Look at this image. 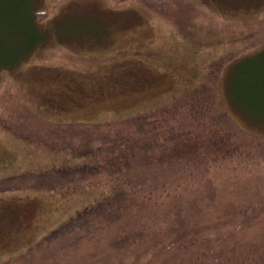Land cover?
Listing matches in <instances>:
<instances>
[{
	"label": "rangeland",
	"instance_id": "obj_1",
	"mask_svg": "<svg viewBox=\"0 0 264 264\" xmlns=\"http://www.w3.org/2000/svg\"><path fill=\"white\" fill-rule=\"evenodd\" d=\"M0 264H264V0H0Z\"/></svg>",
	"mask_w": 264,
	"mask_h": 264
},
{
	"label": "trees",
	"instance_id": "obj_2",
	"mask_svg": "<svg viewBox=\"0 0 264 264\" xmlns=\"http://www.w3.org/2000/svg\"><path fill=\"white\" fill-rule=\"evenodd\" d=\"M157 2V1H156ZM156 6L158 5V4H155ZM34 17H35V19L37 20V18H38V16H37V12L36 11H34ZM250 55H254V54H250ZM246 56H248V55H246ZM253 60H254V58H252ZM244 69V68H243ZM241 70V72L244 74V70ZM165 154V153H164ZM168 156H166V157H168L169 159H171L172 157H174L175 156V154L173 153V152H168ZM191 153L190 152H184V151H182L179 155H178V157L180 156V157H182V156H184V155H190ZM175 158V157H174ZM125 182H122V183H120V185H122V184H124ZM161 185H157V188H159ZM156 188V189H157ZM122 190H123V188H121ZM121 189H119V188H112L111 190H113V192H111V194H113V199H112V201H114L117 197H119V194H117L118 192H120V191H122ZM108 192H110V191H108ZM100 202V201H99ZM98 202V203H99ZM115 202H116V200H115ZM97 203V204H98ZM101 202H100V204H98L95 208H96V210L97 211H99L100 209H101ZM99 206H100V209L98 210V208H99ZM94 210V209H93ZM92 210V211H93ZM85 212H89V211H85Z\"/></svg>",
	"mask_w": 264,
	"mask_h": 264
}]
</instances>
